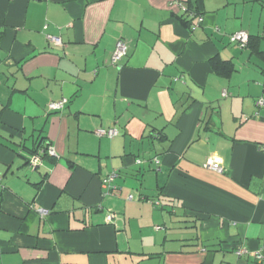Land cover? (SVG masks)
<instances>
[{
  "label": "crops",
  "instance_id": "1",
  "mask_svg": "<svg viewBox=\"0 0 264 264\" xmlns=\"http://www.w3.org/2000/svg\"><path fill=\"white\" fill-rule=\"evenodd\" d=\"M186 1L0 0V264H264V0Z\"/></svg>",
  "mask_w": 264,
  "mask_h": 264
},
{
  "label": "built area",
  "instance_id": "2",
  "mask_svg": "<svg viewBox=\"0 0 264 264\" xmlns=\"http://www.w3.org/2000/svg\"><path fill=\"white\" fill-rule=\"evenodd\" d=\"M198 23H200L202 21V18L199 17L198 19ZM50 42L54 43V44H58L59 43V40H57L56 38H49ZM248 40H249V35L248 33H246L245 31H238V32H235L231 35H229V41L235 45H237L240 49H244L246 48L247 44H248ZM127 50H128V46L125 42H123L122 40L118 41L116 43V46H115V49L112 53V56H111V63L112 64H115L117 61H119L121 58L125 57L126 56V53H127ZM223 96H225V92L223 93ZM67 103V100L66 99H61L59 101H56V102H50L49 104H47V111L48 112H57V111H60L64 108L65 104ZM257 105L258 106H263L264 105V98H260L259 100H257ZM95 135L99 138L101 137H105V138H108V139H111V138H114L118 135V131L116 129H100V130H97L95 132ZM48 151V154L49 155H54V151L53 150H50V149H47ZM38 158L37 156H34L33 159L30 161V166L32 168H35V166L37 165L38 163ZM143 161L142 160H136V163L138 165H140ZM154 164L155 165H158L159 164V161L155 158L153 160ZM208 165L209 167L213 168L214 170H216L217 172H222V168L218 165L217 162H213L212 160H209L208 161ZM117 178V175L115 172H112L110 173L109 175H107L102 181H101V184H102V187L104 189V193L107 195L110 193L111 190H115L116 189V186L114 185V181L115 179ZM132 197L129 196L128 199H131ZM113 215L112 214H109L107 216V220L108 221H111ZM156 229H159V228H156ZM246 250L240 248L237 250L236 254L238 256L242 255L243 253H245ZM260 254H257V258H260Z\"/></svg>",
  "mask_w": 264,
  "mask_h": 264
},
{
  "label": "trees",
  "instance_id": "3",
  "mask_svg": "<svg viewBox=\"0 0 264 264\" xmlns=\"http://www.w3.org/2000/svg\"><path fill=\"white\" fill-rule=\"evenodd\" d=\"M188 4H191L192 3V0H187L186 1ZM179 20L182 22V23H184V24H186V26L188 25V22H186L184 19H183V17H179ZM253 39L249 36V40H248V44H247V46H246V48H250L251 46H252V42H254V41H252ZM124 42V41H123ZM128 46V45H127ZM127 53H128V50H127ZM127 53H126V56H127ZM112 56V55H111ZM125 56V57H126ZM125 57H123V58H121L119 61H117L115 64H112L111 63V58H110V64L111 65H116L118 62H120L121 60H123ZM212 68L214 69V71L217 73V74H219V75H221V76H223V77H227V76H229V74L233 71V68L231 67V65L229 64V63H227V62H221V61H216V60H213L212 61ZM37 151H35V153H36ZM34 154V152L32 153V155ZM31 155V156H32ZM27 163H29V161L27 162ZM155 230H157L156 228H155Z\"/></svg>",
  "mask_w": 264,
  "mask_h": 264
},
{
  "label": "rangeland",
  "instance_id": "4",
  "mask_svg": "<svg viewBox=\"0 0 264 264\" xmlns=\"http://www.w3.org/2000/svg\"><path fill=\"white\" fill-rule=\"evenodd\" d=\"M149 204H155V202L153 201V203H151V202H148ZM109 211V210H108ZM107 214V213H109V212H106V210L104 211V214Z\"/></svg>",
  "mask_w": 264,
  "mask_h": 264
}]
</instances>
